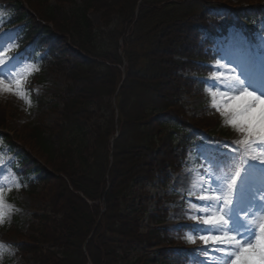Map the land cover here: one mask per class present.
<instances>
[{
    "label": "trees",
    "instance_id": "16d2710c",
    "mask_svg": "<svg viewBox=\"0 0 264 264\" xmlns=\"http://www.w3.org/2000/svg\"><path fill=\"white\" fill-rule=\"evenodd\" d=\"M27 4L40 21L51 25L44 33L49 30L48 37L66 43L59 56L51 51L50 66L67 80L57 96L58 118L52 125L40 120L27 135L51 168L45 171L43 186L31 192L34 198L37 191L43 193L49 208H39L30 224L26 244L30 262L191 264L195 258L189 251L164 246L162 233L168 231L155 226L163 222L162 216L148 217V197L136 195L140 190L135 187L156 178L169 181L182 157L175 153L183 146L179 131L188 132L192 126L207 129L182 114L185 108L176 90L182 92L184 87L175 84L172 76L193 84L179 70L198 59L200 51L194 50L198 34L217 32L221 22L211 12L215 4L211 0H143L138 16L137 0H27ZM17 7L19 17H28L22 3ZM94 8L103 10L104 26H96L89 18ZM30 23L24 35L40 46L45 38L32 36L39 32V24L35 19ZM121 82L116 119L112 98ZM116 124L120 133L111 148ZM219 130L226 134L232 128L223 124ZM130 134L136 138L129 139ZM185 135L184 144L190 139ZM145 217L152 226L143 232ZM158 246L163 249L153 250Z\"/></svg>",
    "mask_w": 264,
    "mask_h": 264
},
{
    "label": "snow or ice",
    "instance_id": "6c2138e0",
    "mask_svg": "<svg viewBox=\"0 0 264 264\" xmlns=\"http://www.w3.org/2000/svg\"><path fill=\"white\" fill-rule=\"evenodd\" d=\"M5 44L7 40L0 41V49ZM219 55L212 66L214 76L201 79L210 85L207 92L212 98L211 108L241 138H216L207 151L197 148V158L204 164L200 170V194L194 196L190 184L185 201L190 204L185 209L186 216L195 223L177 227L191 229L186 234L189 243L197 242L193 232L199 236L202 246L193 251L203 254L200 264H257V257L264 264V42L258 56L243 37ZM24 62L17 60L8 68L4 52L0 51V93L16 95L30 106L24 80L14 71ZM5 203L4 185L0 182V223L7 214Z\"/></svg>",
    "mask_w": 264,
    "mask_h": 264
},
{
    "label": "rangeland",
    "instance_id": "374dc122",
    "mask_svg": "<svg viewBox=\"0 0 264 264\" xmlns=\"http://www.w3.org/2000/svg\"><path fill=\"white\" fill-rule=\"evenodd\" d=\"M25 5V10H29V12L35 15L34 8L27 4V0H20ZM82 1V0H77ZM212 1H220L224 4L235 5L239 7H252L255 5H261L264 7V0H212ZM11 0H0V13H3V16L0 17V20L4 17L6 13L10 11L11 8ZM18 4V3H17ZM103 10L100 9H91L88 13L89 18L93 21L96 26H104L105 18L103 19ZM34 13V14H33ZM113 14V13H112ZM110 15V14H109ZM114 15L110 17V19H114ZM108 19V20H110ZM37 21V20H36ZM111 22V21H110ZM109 22V23H110ZM107 23V24H109ZM264 24V19L261 21ZM230 35L228 40L218 41L217 45L220 46L221 50L225 48H229L233 46L241 37H243L249 45L252 47V51L258 56L260 54L259 49H257L253 44V35L247 32H241L240 29H236V27H231L228 31ZM256 36V35H255ZM257 39H260L259 47L261 43L264 42V36H256ZM223 39V38H222ZM7 40V44L0 51L4 52L5 61L8 64V68H12L13 64L17 63V60H23L24 63L20 64L18 68L14 69L17 76L24 80V88L25 94L31 100V105L29 106L25 100L18 98L16 95L8 94V93H0V131L7 133L9 135V141L2 138L0 136V182L4 185V195H5V209L4 211L7 213L4 222L0 223V244L3 247H0V264L8 261L9 264H25L26 261L31 257L30 252H27L29 248L26 246L23 248L22 254L19 253L15 247V243L18 242L21 238L24 237L22 232L27 231V225L29 220L32 218V214L36 209H47L49 208V202L41 198L43 193H35L36 198L33 196L24 193L21 191V184L19 180V175L16 173V167L14 166L15 161L20 160L21 158H30V160H37L34 153L35 147L33 146L32 140L27 137L29 134V128L33 127L36 123H38L39 117H44L45 123L51 125L58 118V113L54 112V109L51 108L53 104H41L40 98H44L46 102H48L55 95L59 94L62 88L65 85V78L59 75L58 72L54 74L50 69L44 67L41 64V61H32L27 56L24 55L23 52H11L7 51L9 49H13L16 47L15 44V30L8 31H0V41ZM16 57L17 59H11ZM220 59V58H218ZM213 66L216 62L211 63ZM235 68V65H232ZM6 70V69H5ZM238 71V69H237ZM37 74L36 78L32 77L33 81L29 83L30 87L26 86L27 78H30V74ZM214 70L212 67V72L202 78H206V80H210L214 76ZM194 77H196L195 73H192ZM175 84L183 88L177 89V96L179 97V101L183 104L184 112L182 114H187L191 121L197 123L200 126L206 127L207 130H213L214 135H222L223 141H235L240 139V135L237 131L232 128V132L221 133L219 130L218 124L219 122H223L222 117L219 112L215 111L211 108V96L208 94L207 89L210 86L208 82H203L204 84L201 86L199 84H192L191 80L180 81L172 76ZM186 78V77H184ZM199 81H202L200 77H196ZM30 79V80H32ZM187 79V78H186ZM7 81V77H5ZM215 90V89H214ZM223 91H228V89H221ZM259 94V93H258ZM97 101H95L94 105H96ZM180 103V105H181ZM134 107V104L130 105V108ZM260 109H257V116H259ZM106 116L109 115L107 112ZM131 133L128 132V134ZM131 137V138H130ZM129 139H134L132 134H130ZM10 141L15 143L16 147H12ZM213 140L207 141L205 143L200 144V150L207 151V146ZM33 150V151H32ZM18 153V154H17ZM37 154V153H36ZM32 158V159H31ZM195 154L190 150L188 151L187 160L184 164V167L176 172L173 176L174 182L171 187L164 188L159 184V181H155L154 183H148L144 181L143 183L137 185L135 188H139L140 191L136 192V195L141 194L140 196L145 197V194L148 197V217L150 214H159L161 217L163 214H166V210H168V215L165 216V223L162 227L169 226L172 228L171 238L169 239V234H163V243L164 246L167 247V244H171L174 247L182 246L185 247L186 234L191 232L185 231H177L182 224H194L195 221L187 218L185 209L190 207L189 203H186V197L188 195L190 184L193 185L192 191L194 196H198L200 193L198 191L200 187V177L203 173L200 171L204 164L202 160L195 161ZM11 161V163H9ZM39 165H35V167L41 168L43 163L41 160L38 161ZM5 165H7V170H5ZM40 173H30L31 178H37ZM204 179H207V176H204ZM19 184V187L16 185ZM135 188L131 191V196L135 197ZM10 189V190H9ZM144 192V193H143ZM34 198V199H33ZM130 205V203H129ZM11 206V208L9 207ZM18 209V211H15ZM39 210V209H38ZM18 220V226L12 228L10 224ZM150 219L147 217L143 220L142 227L143 232H146V228L151 225L149 222ZM14 223V222H13ZM16 231H19L18 233ZM175 232V233H173ZM194 233V232H193ZM192 233V234H193ZM196 237L198 235L194 233ZM175 241V242H173ZM99 242H97L98 244ZM162 245V244H161ZM45 244H41V247L44 248ZM202 246L201 241H197L196 244H189L190 249H198ZM147 247V246H146ZM145 247V250H149ZM158 248L162 249V246L153 247V249ZM138 252V251H137ZM208 255H212L209 253ZM204 258V257H203ZM257 264H260L259 257L256 258ZM32 264V262H31ZM149 264H154L150 262Z\"/></svg>",
    "mask_w": 264,
    "mask_h": 264
}]
</instances>
